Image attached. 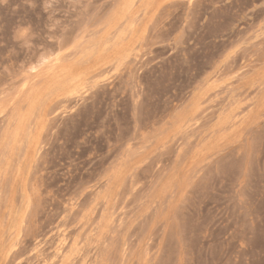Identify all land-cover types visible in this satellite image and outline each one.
I'll return each mask as SVG.
<instances>
[{
  "label": "rangeland",
  "instance_id": "1",
  "mask_svg": "<svg viewBox=\"0 0 264 264\" xmlns=\"http://www.w3.org/2000/svg\"><path fill=\"white\" fill-rule=\"evenodd\" d=\"M0 264H264V0H0Z\"/></svg>",
  "mask_w": 264,
  "mask_h": 264
}]
</instances>
